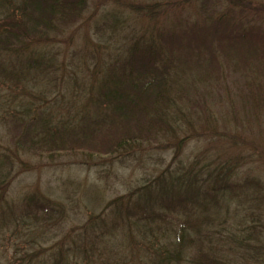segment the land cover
<instances>
[{"label":"trees","instance_id":"obj_1","mask_svg":"<svg viewBox=\"0 0 264 264\" xmlns=\"http://www.w3.org/2000/svg\"><path fill=\"white\" fill-rule=\"evenodd\" d=\"M178 1L129 8L153 21ZM244 2L216 0V7H225L211 18L217 24L213 33L195 30L193 24H171L177 31H164L157 23L135 28L114 10L96 27L98 39L106 40L103 47L96 44L86 55L77 52L62 60L49 50L28 58L22 52V63L0 64V75L23 87L0 98V115L19 119L23 127V133L13 135V147L0 151V185L9 182L22 153L127 158L160 139L174 141L179 153L182 141L193 135L186 110L193 97L194 107L205 110L209 90L222 85L227 91L234 74H242L245 83L240 93L230 92V99L246 94L254 108L263 109L264 29L250 26ZM87 6L88 0H0V20L9 22L0 28V42L20 38L21 30L36 38L57 34L80 19ZM29 118L37 122H22ZM204 158L203 165L198 158L186 165L179 159L129 192L126 203L115 199V227L101 229L102 217L88 220L86 229L94 233L81 232L69 250L61 239L55 254L42 256L37 252L43 248L36 250L40 244L31 243L33 250L22 259L47 264L49 257L55 264L66 253L95 254L96 244L116 229L122 239L109 242L117 247L110 264L138 259L142 264H264V183L249 177L236 181L230 163ZM35 196L14 206L0 199V232L55 220L58 207ZM169 222L175 226L172 245L160 240Z\"/></svg>","mask_w":264,"mask_h":264},{"label":"rangeland","instance_id":"obj_2","mask_svg":"<svg viewBox=\"0 0 264 264\" xmlns=\"http://www.w3.org/2000/svg\"><path fill=\"white\" fill-rule=\"evenodd\" d=\"M158 1L165 3L166 0H88L83 16L63 29L59 28L57 34L36 38L30 34V30L27 32L21 30L24 34H20V38H10V41L5 40L8 41L6 43L0 42V64L7 62L19 64L22 61L20 55L22 52L24 58H28L37 55L38 51L49 50L50 55L59 60L69 58L77 52L86 55L88 48H94L96 44L103 47L106 44L104 38L98 39L96 27L100 26L98 23L105 17V13L118 9L120 17L125 21L128 17L130 25L135 28L157 23L158 26L165 28L164 31L168 28L177 31L170 25L191 27L193 24L194 29L200 32L202 30L204 33L214 32L211 28L216 22H212L211 18L220 10L214 4L216 0H207L202 5L201 1L196 4L189 2L192 0H179L178 4L163 9L153 21L147 16H139L129 8L131 5L145 9ZM244 3L246 4L244 8H247L244 15L251 21L250 26L260 32L264 29V0H245ZM224 7L220 11L223 12ZM8 25L9 22L0 20V28ZM218 29H223V26ZM2 35L0 31V36ZM16 49L20 53H16ZM12 53L14 56H11ZM244 83L245 78L242 74H234L227 80V91L222 85L216 88V92L209 90L205 96L207 101L205 110H202L200 105L194 107L193 97L192 107L188 106L186 109L193 123V135L189 133L190 138L186 137V140L182 141L179 153L176 150V143L168 142L166 139L143 145L127 158L121 155L104 157L55 155L51 158L22 153L20 156L22 161L15 163L9 182L0 185V199L14 206L15 203L19 204V200L37 195L50 200L59 210L54 213L55 220L42 221L33 227L20 224L19 227H14L15 229L10 227L0 232V264H27L22 255L27 250H33L29 245L31 243L40 244L36 250L43 248L37 252L42 256L50 252L55 254L61 239L65 241L64 247L69 250L71 239L76 238L81 232H92L86 229L85 224L88 220L102 217L101 229L115 227L111 222L114 218H111L113 201L120 197L122 202L126 203L129 192L168 166H174L179 159L186 165L198 158L203 165L206 159L204 157H211L214 162L230 163L236 181L249 177L257 178L264 183V108H254V101L246 94L242 100L241 94H236L230 99V92L240 93ZM11 89L16 95L15 92L21 93L23 87L16 86L13 81L6 80L0 75V98L4 95L9 96ZM206 112L210 115L208 116ZM22 122L35 123L37 120L29 118ZM20 123L19 119L10 115H0V151L4 147H13V135L23 133ZM92 227L96 229L95 224ZM174 227L173 223H166L161 242L173 244ZM109 228H106V231ZM115 230L110 235L105 234V242L96 244L97 253H88L86 256L76 252L69 255L66 253L59 260L60 263L55 264L114 262L117 259L115 257L117 247L109 242L122 239L119 231ZM47 260V264H53L49 257ZM55 260L58 261V257H55ZM142 263L138 259L128 264Z\"/></svg>","mask_w":264,"mask_h":264}]
</instances>
